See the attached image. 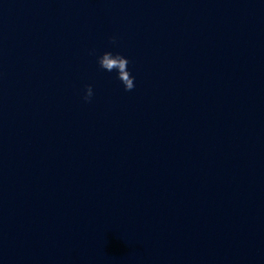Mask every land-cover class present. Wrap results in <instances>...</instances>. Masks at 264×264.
<instances>
[{"label":"water","instance_id":"obj_1","mask_svg":"<svg viewBox=\"0 0 264 264\" xmlns=\"http://www.w3.org/2000/svg\"><path fill=\"white\" fill-rule=\"evenodd\" d=\"M0 264H264V0H0Z\"/></svg>","mask_w":264,"mask_h":264},{"label":"clouds","instance_id":"obj_2","mask_svg":"<svg viewBox=\"0 0 264 264\" xmlns=\"http://www.w3.org/2000/svg\"><path fill=\"white\" fill-rule=\"evenodd\" d=\"M112 42L115 43V38H112ZM100 66L108 72H112L113 70L118 71V79L124 84L126 91H131L134 87V77L131 75L128 70L129 61L127 58L120 54H113L112 52H105L99 58ZM93 96L92 86L89 85L87 87L86 95L84 99L86 101H90Z\"/></svg>","mask_w":264,"mask_h":264}]
</instances>
